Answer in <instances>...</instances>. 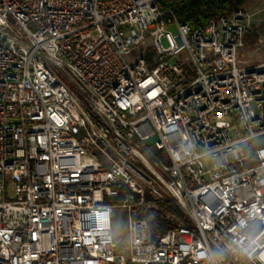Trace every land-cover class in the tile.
<instances>
[{"label": "built area", "instance_id": "2783aa9c", "mask_svg": "<svg viewBox=\"0 0 264 264\" xmlns=\"http://www.w3.org/2000/svg\"><path fill=\"white\" fill-rule=\"evenodd\" d=\"M159 3L0 0V264H264L251 14L193 29Z\"/></svg>", "mask_w": 264, "mask_h": 264}, {"label": "rangeland", "instance_id": "374dc122", "mask_svg": "<svg viewBox=\"0 0 264 264\" xmlns=\"http://www.w3.org/2000/svg\"><path fill=\"white\" fill-rule=\"evenodd\" d=\"M242 8L251 14V21L243 45L237 52L236 59L238 67L248 68L264 62V2L262 0H249ZM162 43L166 45L165 40H162ZM163 199L168 200L170 198L167 194H163ZM168 201L170 205L178 210V213H172L177 218L185 221L184 214L176 202ZM161 208H164V206ZM113 231L117 246L123 249L126 244V214L124 212L115 211L113 213Z\"/></svg>", "mask_w": 264, "mask_h": 264}, {"label": "trees", "instance_id": "16d2710c", "mask_svg": "<svg viewBox=\"0 0 264 264\" xmlns=\"http://www.w3.org/2000/svg\"><path fill=\"white\" fill-rule=\"evenodd\" d=\"M249 0H160L161 8H169L178 23L187 24L191 28L205 25L212 20L229 15L233 10L242 8ZM165 209L178 213L177 208L169 201L163 204ZM169 225L163 222L158 229L164 231Z\"/></svg>", "mask_w": 264, "mask_h": 264}]
</instances>
